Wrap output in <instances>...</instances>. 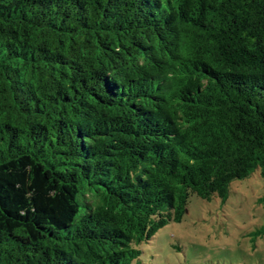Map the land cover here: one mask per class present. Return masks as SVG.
<instances>
[{"label":"trees","instance_id":"trees-1","mask_svg":"<svg viewBox=\"0 0 264 264\" xmlns=\"http://www.w3.org/2000/svg\"><path fill=\"white\" fill-rule=\"evenodd\" d=\"M255 171L264 0H0V264H134Z\"/></svg>","mask_w":264,"mask_h":264},{"label":"rangeland","instance_id":"rangeland-1","mask_svg":"<svg viewBox=\"0 0 264 264\" xmlns=\"http://www.w3.org/2000/svg\"><path fill=\"white\" fill-rule=\"evenodd\" d=\"M259 171L233 181L229 195L201 200L191 195L179 222H170L140 245L134 264H264V225Z\"/></svg>","mask_w":264,"mask_h":264}]
</instances>
